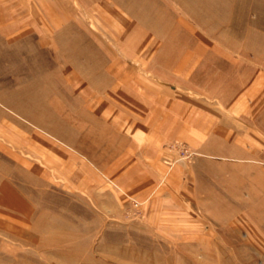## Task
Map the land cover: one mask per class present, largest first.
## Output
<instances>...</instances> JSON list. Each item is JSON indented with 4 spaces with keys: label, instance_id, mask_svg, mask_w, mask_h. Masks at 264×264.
<instances>
[{
    "label": "rangeland",
    "instance_id": "obj_1",
    "mask_svg": "<svg viewBox=\"0 0 264 264\" xmlns=\"http://www.w3.org/2000/svg\"><path fill=\"white\" fill-rule=\"evenodd\" d=\"M36 7L42 35L0 41V264H264V0ZM169 94L233 119L251 160L127 151Z\"/></svg>",
    "mask_w": 264,
    "mask_h": 264
},
{
    "label": "crops",
    "instance_id": "obj_2",
    "mask_svg": "<svg viewBox=\"0 0 264 264\" xmlns=\"http://www.w3.org/2000/svg\"><path fill=\"white\" fill-rule=\"evenodd\" d=\"M37 2L38 0H0V41L9 39L18 42L28 34H43L42 22L39 21L40 18L36 14ZM52 18L53 13L50 16V19ZM56 18L57 14L54 19L57 20ZM135 87L137 88V86ZM144 90L149 96L154 95L153 91ZM131 92L129 98L138 97L136 91L132 90ZM166 96L163 95L162 112L157 114L158 118H152L151 126L145 125L144 129L133 131V139L131 138L132 141L127 151L143 156V160L147 164L149 163L147 166H150L151 162L160 166L164 142L168 139L180 138L193 142L203 156L227 160L236 158L240 162L251 160L252 151H254L252 150L251 137L247 133L236 131L233 119L228 118L224 122L201 104L193 105L183 99H179L173 104L170 100L171 94ZM135 103L139 102L132 101V104ZM139 131L140 133H138ZM235 149H238L237 155H234ZM200 159L203 160V158ZM144 173L139 174L138 178L151 177L155 179L159 176V172L154 169L152 171L144 170ZM179 175L178 171L173 173L170 178L172 184L178 185L176 179L181 178ZM199 177V166H197L196 191ZM175 185L172 187L171 184H168V187L164 186L163 188L167 193L171 191L173 194Z\"/></svg>",
    "mask_w": 264,
    "mask_h": 264
},
{
    "label": "bare ground",
    "instance_id": "obj_3",
    "mask_svg": "<svg viewBox=\"0 0 264 264\" xmlns=\"http://www.w3.org/2000/svg\"><path fill=\"white\" fill-rule=\"evenodd\" d=\"M27 207V206H26ZM27 211V210H26ZM2 217V216H1Z\"/></svg>",
    "mask_w": 264,
    "mask_h": 264
}]
</instances>
